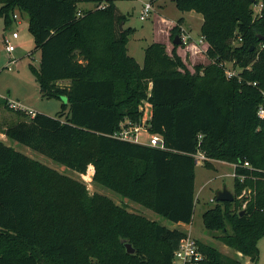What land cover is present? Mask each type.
<instances>
[{"label": "trees", "instance_id": "16d2710c", "mask_svg": "<svg viewBox=\"0 0 264 264\" xmlns=\"http://www.w3.org/2000/svg\"><path fill=\"white\" fill-rule=\"evenodd\" d=\"M203 17L211 62L191 72L163 42L146 47L143 64L129 54L133 27L116 0H0L5 28L19 11L40 50L30 69L42 96H66L55 116L14 109L7 137L94 180L173 222L191 223L196 206L195 154L236 164L234 201H218L205 226L237 254L259 260L264 236V0H174ZM84 2L96 7L82 8ZM123 24V29H121ZM179 23L171 29L180 34ZM226 62L239 67L228 77ZM203 72V73H202ZM67 81V83H65ZM164 148L112 136L121 123H141ZM249 162V166H245ZM245 212L241 214V211ZM188 233L131 213L109 196L0 139V264H174ZM199 264H241L197 239ZM131 243L134 253L127 252Z\"/></svg>", "mask_w": 264, "mask_h": 264}, {"label": "rangeland", "instance_id": "374dc122", "mask_svg": "<svg viewBox=\"0 0 264 264\" xmlns=\"http://www.w3.org/2000/svg\"><path fill=\"white\" fill-rule=\"evenodd\" d=\"M147 2L153 3V9L145 19H142L141 15L143 14L144 5ZM116 4L118 11L128 16L125 27H133L136 29L135 33L130 36L128 52L140 64L144 62L146 47L153 42L165 43L168 52L171 53L175 46L174 39L176 37H172L171 29L178 23L181 32L177 35L182 39V43L178 44L177 52L185 61L188 69L191 72H195L196 65L205 66L211 62L206 54L207 43L201 33L203 17L200 13L179 9L174 0H116ZM81 7L94 8L96 5L93 2H84L81 4ZM263 7V3L253 5L254 14L260 13ZM16 13H19V11H16ZM173 21L177 22L170 29V24ZM13 30H17L20 36L13 40V43L16 45L15 51L9 53L5 49L4 39L7 36H11ZM259 47L263 48L264 45L260 44ZM40 56V50L35 45V38L29 30L28 15L26 13L22 15L20 23L16 20L9 28H5L3 18L0 19V94L2 95L0 97V139L4 140L6 144L13 146L16 150L39 160L43 164L63 174L81 181L86 185L91 195L95 193L107 195L115 203L125 207L131 213L143 215L169 228H178L187 231L188 235L190 234L200 241L215 246L221 252L238 257L241 264H264V236L258 242L260 251L259 260L253 262L249 256L243 254L238 255L233 248L222 243L214 235L217 231L211 232L204 224V212L216 206L219 201L217 199V192L227 187L234 193V163L216 162L215 164L213 163V167L206 165L204 162L196 165V206L193 219L191 223L179 224L164 218L152 208L135 200L125 198L111 188L95 181V167L93 164L89 165L86 173H78L66 165L53 160L49 156L7 137L4 132L5 128L20 119L18 114L7 106L8 98L14 99L24 107L32 109L35 112L50 116H55L61 110L62 104L68 103L66 96L60 98L42 96L40 85L30 69V64L39 67ZM12 59L16 61L11 62ZM225 66L236 74L240 72V68L234 67L232 62H226ZM151 108L150 103L146 101L142 103L141 109L144 112V120L145 117L149 116ZM139 139L143 143H147L150 140L149 132L141 130ZM208 161L213 162L212 160ZM212 199L214 200L212 201Z\"/></svg>", "mask_w": 264, "mask_h": 264}, {"label": "built area", "instance_id": "2783aa9c", "mask_svg": "<svg viewBox=\"0 0 264 264\" xmlns=\"http://www.w3.org/2000/svg\"><path fill=\"white\" fill-rule=\"evenodd\" d=\"M152 9H153V3L147 2L144 5L143 14L141 15L142 19H145L146 16L149 14V12ZM21 17L22 16L20 15V13L14 14V18L17 20L18 23H20ZM19 36L20 35H19L18 31L13 30L11 33V36L5 37V39H4L5 49L9 53H12L13 51H15L16 45H15V43H13V40L19 38ZM15 61H16L15 59L11 60V62H15ZM226 71H227L228 77H232L234 75H237L231 69H227ZM1 96L2 95L0 94V97ZM7 100L9 102V105L14 109L26 110L32 116L35 115V113H36L32 109L24 107L23 105H21V103L15 101L14 99L8 98ZM142 109L144 110L143 107H142ZM151 115H152V109L150 110L149 116L145 117V120L143 118L141 123H132L130 121L122 122L120 130L115 132L112 136L120 138V139H124V140H130V141H136V142L143 143L142 141H140L139 135L141 133V130L148 131L147 121H148V119L151 118ZM259 115L264 116V108L262 106L259 109ZM149 134H150V140L145 144L164 148V144H163V140H162L161 136L151 134L150 132H149ZM195 156L197 159V163H201L204 160L208 159L206 157V155L202 152L195 154ZM249 165H250L249 162H245V166H249ZM234 166H236V164H234ZM233 176L239 177L241 181H243L245 178V176L243 174H237L235 169L233 172ZM213 200L214 199H212V201ZM203 258H204V255L199 249L197 239L194 236L189 234L186 237L181 238V240L179 241L178 246L176 247V249L174 251L173 263L174 264H199L200 261L203 260Z\"/></svg>", "mask_w": 264, "mask_h": 264}, {"label": "water", "instance_id": "95a60500", "mask_svg": "<svg viewBox=\"0 0 264 264\" xmlns=\"http://www.w3.org/2000/svg\"><path fill=\"white\" fill-rule=\"evenodd\" d=\"M123 24H121V29H123ZM260 38L264 40V35H261ZM175 44H181L182 39H180L179 35H176L174 39ZM217 199L219 201H234L235 195L232 191H230L227 187H224L222 190H219L217 192ZM245 211L242 210L241 214H243ZM127 252L133 253L135 249L132 247L131 243H126Z\"/></svg>", "mask_w": 264, "mask_h": 264}, {"label": "crops", "instance_id": "0c3cea01", "mask_svg": "<svg viewBox=\"0 0 264 264\" xmlns=\"http://www.w3.org/2000/svg\"><path fill=\"white\" fill-rule=\"evenodd\" d=\"M202 16V15H201ZM176 22L177 21H173L170 25V29H171V27H173L175 24H176ZM169 34V33H168ZM206 48H207V45H206ZM212 161H213V163L215 164L216 162H227V161H223V160H214V159H212ZM201 163H203V162H201ZM197 164H199V163H197ZM195 188H196V179H195ZM180 223H183V222H179V224ZM183 224H188V223H183ZM187 232V231H186Z\"/></svg>", "mask_w": 264, "mask_h": 264}]
</instances>
